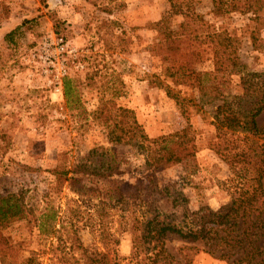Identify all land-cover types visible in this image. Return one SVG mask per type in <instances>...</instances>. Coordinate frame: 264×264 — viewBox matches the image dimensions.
Segmentation results:
<instances>
[{
  "label": "rangeland",
  "instance_id": "374dc122",
  "mask_svg": "<svg viewBox=\"0 0 264 264\" xmlns=\"http://www.w3.org/2000/svg\"><path fill=\"white\" fill-rule=\"evenodd\" d=\"M177 2L180 10L173 13L169 0H0V195L22 193L36 211L52 201L77 219L78 236L89 248L100 247L95 229L108 227L119 239L112 249L120 257L131 252L127 222L149 201L177 219L183 208L217 209L229 201L231 171L210 146L213 106H200L193 77L179 83L164 79L184 98L181 106L155 82L153 75L163 79L167 64L152 54L151 25L168 19L170 29H179L195 19V28L202 21L206 30H226L238 41L239 62L264 71V0H233L235 8L228 12H214L212 0ZM194 70L212 66L206 59L196 62ZM64 77L73 80L69 105L62 95ZM238 81L236 75L226 76L223 91L239 93ZM105 99L131 109L150 138L189 127L195 144L192 162L156 172L157 192L144 194L136 182H145L149 173L144 156L134 146L110 144L108 128L93 118ZM98 144L112 148L120 163L117 173L80 176L79 193L63 188L57 196L49 170L71 164ZM7 230L21 241L22 254L37 252L33 263L50 264L46 243L29 223H14ZM178 243L169 238V250L174 253ZM193 264L227 263L198 252Z\"/></svg>",
  "mask_w": 264,
  "mask_h": 264
},
{
  "label": "trees",
  "instance_id": "16d2710c",
  "mask_svg": "<svg viewBox=\"0 0 264 264\" xmlns=\"http://www.w3.org/2000/svg\"><path fill=\"white\" fill-rule=\"evenodd\" d=\"M177 1L169 0L173 13L180 10ZM212 3L214 12L235 8L233 0H212ZM191 22L193 25L195 19ZM191 22H182L179 29H170L168 19L152 23L154 36L150 49L161 63L167 64L163 79L156 75L153 78L181 106L184 98L164 84V79L179 83L185 82L183 78L193 77L200 106L212 104L209 114L215 134L210 146L231 171L229 201L217 209L206 205L196 211L183 208L180 219L174 213L160 212L149 201L127 222L124 230L130 236L131 252L120 257L112 249L119 239L108 227L95 229L100 247L89 248L78 236L77 219H70L52 201L36 211L26 204L22 193H6L0 195V264H39L33 263L36 251L22 254L21 241L4 232L14 223L24 221L46 243L50 264H193V256L198 252L227 264H264V71L249 70L239 62L238 41L226 30H206L201 27L202 21L195 28ZM206 59L212 70L195 71L194 64ZM231 75L239 79L237 94L223 91L225 78ZM72 91L73 80L64 77L62 95L66 105L71 103ZM93 118L108 128L110 144L134 146L144 156V168L149 173L145 182L136 180L144 194L157 192L156 172L192 162L195 144L189 127L150 138L131 109L117 106L110 99L98 104ZM119 166L112 148L94 145L71 164L49 170L53 177L51 189L59 197L63 188L77 194L82 186L80 176L108 178L117 173ZM121 199L122 194L116 202ZM100 203L114 207L111 203ZM169 238L179 242L174 253L168 248Z\"/></svg>",
  "mask_w": 264,
  "mask_h": 264
}]
</instances>
